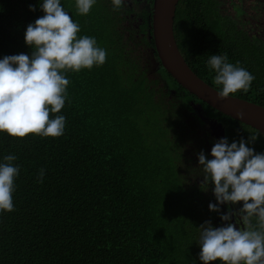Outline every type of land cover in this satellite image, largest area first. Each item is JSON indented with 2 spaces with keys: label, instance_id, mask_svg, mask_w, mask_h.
<instances>
[{
  "label": "trees",
  "instance_id": "16d2710c",
  "mask_svg": "<svg viewBox=\"0 0 264 264\" xmlns=\"http://www.w3.org/2000/svg\"><path fill=\"white\" fill-rule=\"evenodd\" d=\"M42 3L0 0V59L31 56L25 32L44 15ZM132 3L123 0L116 9L113 0H96L81 15L76 0H61L80 25L78 38L95 37L107 58L102 66L66 71L65 105L50 112V118L65 116L63 135L0 132V163L11 154L20 167L14 211L0 213V264H204L200 226L223 223L221 212L231 208L209 209L218 201L198 154L213 158L219 140L211 120L224 125L229 143L258 135L248 146L264 153V134L203 102L162 66L151 10ZM174 31L202 79L222 90L208 60L226 53L229 63L255 76L247 93L231 95L264 106V41L217 0H180ZM192 101L202 104L201 113Z\"/></svg>",
  "mask_w": 264,
  "mask_h": 264
},
{
  "label": "clouds",
  "instance_id": "9594fccd",
  "mask_svg": "<svg viewBox=\"0 0 264 264\" xmlns=\"http://www.w3.org/2000/svg\"><path fill=\"white\" fill-rule=\"evenodd\" d=\"M95 3L76 0L78 13L87 15ZM122 4L123 0H113L116 9ZM40 7L44 15L28 24L25 32V42L33 48L31 56L20 53L0 59V132L13 137L63 135L65 116L50 118V112L59 113L65 105L70 83L66 71L102 66L107 58L106 49L97 46L95 37L78 38L80 25L65 11L61 0H43ZM29 8L36 10L34 5ZM208 66L215 70L214 84L222 85L220 99L240 90L247 93L255 80L245 68L229 63L226 53L211 55ZM257 139L258 135H251L249 140L229 143L224 137L212 147V159L203 151L198 154L207 174L204 181L210 177L218 201L209 204L210 211L221 212L220 205L243 201L238 211L230 208L227 213L221 212L226 225L214 227L209 220L200 226L199 259L204 264H264V153L248 146ZM16 159L10 154L4 157L5 163H0V213L14 211V180L20 172V167L13 164ZM44 175L41 168V183ZM233 215L243 227L237 229L231 223Z\"/></svg>",
  "mask_w": 264,
  "mask_h": 264
},
{
  "label": "water",
  "instance_id": "95a60500",
  "mask_svg": "<svg viewBox=\"0 0 264 264\" xmlns=\"http://www.w3.org/2000/svg\"><path fill=\"white\" fill-rule=\"evenodd\" d=\"M180 0H154L152 13V36L162 66L191 93L220 112L248 124L264 134V106L231 95L220 99L217 88L202 79L186 61L179 49L175 31V16ZM194 109L202 112L200 102H191ZM213 135L220 140L225 137L224 125L211 120Z\"/></svg>",
  "mask_w": 264,
  "mask_h": 264
},
{
  "label": "flooded vegetation",
  "instance_id": "af4514ba",
  "mask_svg": "<svg viewBox=\"0 0 264 264\" xmlns=\"http://www.w3.org/2000/svg\"><path fill=\"white\" fill-rule=\"evenodd\" d=\"M129 3L133 4V0H128ZM140 4V8H144L145 6H147L148 9L151 10V14L148 15V18H151V15L153 13V4H154V0H137ZM144 1V3H143ZM220 5L223 3V1L221 2V0H217ZM246 0H230L229 3H227V6L229 7V10L233 11V13L231 12V15H233L236 18V21H238V25L243 28L244 31L247 32V29L249 27H251L250 29L255 28L256 24L255 21L259 18L264 19V0H256L257 2H255V8L258 10V12L260 14H262L261 17H256L254 19L253 15L254 13H252L250 11V9L248 7H246ZM148 2V3H147ZM221 7V6H220ZM223 9V7H221ZM224 10V9H223ZM225 11V10H224ZM227 13V12H226ZM252 17V18H247V17ZM254 19V20H253ZM264 22V20H263ZM254 25V26H252ZM260 27V26H258ZM233 206V211L235 212V204H232ZM222 221V219H220V222ZM228 222L224 221L223 223H220L219 225H216V227H221L226 225ZM231 223L236 224L237 229H239L240 227H243L242 223H237V217L236 215L232 216V220ZM218 263V261H214V264Z\"/></svg>",
  "mask_w": 264,
  "mask_h": 264
},
{
  "label": "rangeland",
  "instance_id": "374dc122",
  "mask_svg": "<svg viewBox=\"0 0 264 264\" xmlns=\"http://www.w3.org/2000/svg\"><path fill=\"white\" fill-rule=\"evenodd\" d=\"M127 3L129 2L128 0H125ZM224 2L225 4H221L220 6L223 7V9L225 10V12L231 14V11L229 10V7L227 6V3H229L230 0H221V2ZM246 7H248L250 9V11L252 13H254L253 17L254 19L256 17H261L262 14H260L258 12V10L255 8V2H257L256 0H246ZM144 3V1H143ZM148 3V2H147ZM130 4V3H129ZM148 6V4H147ZM146 6V7H147ZM138 9H140V6L137 7ZM264 15V14H263ZM247 18H252V17H247ZM253 19V20H254ZM264 19L262 18H259L255 21V28L252 27V29H250L251 27H249L247 29V33L252 36L255 40H261V41H264V22H263ZM254 26V25H252ZM260 26V27H258ZM165 84V82L163 81V85ZM216 140V139H215ZM243 207V201H240L238 203H235V212L238 211L240 208ZM231 208H233L232 204H231Z\"/></svg>",
  "mask_w": 264,
  "mask_h": 264
}]
</instances>
